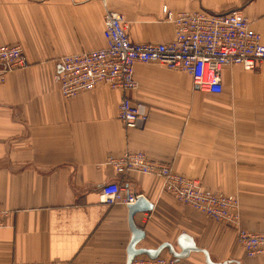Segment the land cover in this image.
I'll return each mask as SVG.
<instances>
[{"label":"crops","instance_id":"1","mask_svg":"<svg viewBox=\"0 0 264 264\" xmlns=\"http://www.w3.org/2000/svg\"><path fill=\"white\" fill-rule=\"evenodd\" d=\"M164 6L174 14L239 11L264 43V0H0V46H19L28 64L0 82V208L8 213L0 264H126L128 208L102 202L109 182L151 205L133 217L144 233L137 248L169 243L179 251L176 240L187 234L213 263L263 264L246 256L231 227L164 193L160 178L117 174L107 161L143 152L204 190L236 195L242 228L264 232V62L255 72L224 67L216 95L196 90L183 72L136 63L137 87L127 96L145 106L139 129L118 120L121 91L100 85L65 99L55 83L63 56L105 46L106 9L123 17L133 43L172 42ZM160 256L171 257L166 249ZM174 264L205 258L191 252Z\"/></svg>","mask_w":264,"mask_h":264},{"label":"built area","instance_id":"2","mask_svg":"<svg viewBox=\"0 0 264 264\" xmlns=\"http://www.w3.org/2000/svg\"><path fill=\"white\" fill-rule=\"evenodd\" d=\"M162 13L174 29V39L167 44L133 43L127 34L123 17L106 9L104 12L103 38L105 46L80 54L63 56L61 68L54 76L63 98L87 92L100 85L123 93L118 105V120L126 129H139L147 114L145 106L131 100L127 94L137 87L133 78L136 63L156 64L171 71L190 76L193 86L201 93L222 92V70L240 66L246 72H255L264 62V43L239 11L208 13L205 11L170 12L166 6ZM2 74L26 67L27 63L19 46L0 47ZM4 79L2 75L1 80ZM108 164L117 174L135 172L152 175L162 180V190L183 207L196 210L208 219L235 227V238L247 257L264 259V232L253 233L240 224L239 200L220 192L201 190L198 181L172 170L166 164L147 159L143 152L125 151L118 157H109ZM103 203L126 206L135 203L139 195L127 194L115 182L101 185ZM8 213L0 208V219ZM2 223L0 222V227ZM171 257L150 259L136 256L130 264H174ZM27 264H108L98 262L43 261ZM264 264V261H263Z\"/></svg>","mask_w":264,"mask_h":264},{"label":"water","instance_id":"3","mask_svg":"<svg viewBox=\"0 0 264 264\" xmlns=\"http://www.w3.org/2000/svg\"><path fill=\"white\" fill-rule=\"evenodd\" d=\"M128 208V225L131 231V239L127 247L126 251V264H130V262L136 257L140 255H145L150 259H155L160 256L162 250L166 249L169 255L175 260V262L180 261L181 259L186 258L191 252H198L202 253L205 258V264H229L230 262H223V263H213L208 253L203 250L199 249L195 246L192 239L187 234H181L178 236L176 240V247L179 251H176L174 247L169 243H163L159 245L155 249H144V248H137V244L143 239L144 233L142 229L135 226L133 217L137 213L144 212L145 210H150L151 205L149 202L142 196L136 199L135 203L132 205L127 206Z\"/></svg>","mask_w":264,"mask_h":264},{"label":"rangeland","instance_id":"4","mask_svg":"<svg viewBox=\"0 0 264 264\" xmlns=\"http://www.w3.org/2000/svg\"><path fill=\"white\" fill-rule=\"evenodd\" d=\"M12 46H16V45H12ZM0 47H2V46H0ZM26 60V59H25ZM26 63H27V61H26ZM28 65V64H27ZM27 65H26V67H27ZM25 67V68H26ZM2 69H3V65L2 64H0V82H2L3 80H1V77H2V75L3 76H5L7 73H10V72H14V71H17V70H14V71H10V72H6V73H4V74H2ZM24 69V68H23ZM18 70H21V69H18ZM199 184V187H200V189L201 190H203L204 191V189L201 187V185H200V183H198ZM206 191H208V190H206ZM211 192H220V193H222V194H225V193H223V192H221V191H211ZM225 195H231V196H234V197H236L237 199H238V197L236 196V195H232V194H225ZM239 200V199H238ZM196 211V210H195ZM198 212V211H197ZM200 213V212H199ZM239 213H240V203H239ZM202 214V213H201ZM205 216V215H204ZM206 217V216H205ZM207 218V217H206ZM208 219V218H207ZM210 220V219H209ZM210 221H212V220H210ZM240 221H241V217H240ZM212 222H214V223H218V224H223V223H219V222H215V221H212ZM223 225H226V224H223ZM226 226H229V227H231L232 228V230L234 231V233L236 232V229H235V227H233V226H231V225H226ZM240 226H241V224H240ZM242 227V226H241ZM235 240H236V238H235Z\"/></svg>","mask_w":264,"mask_h":264}]
</instances>
